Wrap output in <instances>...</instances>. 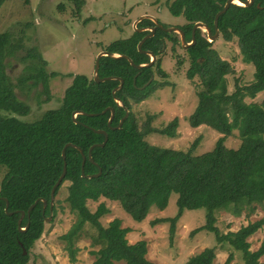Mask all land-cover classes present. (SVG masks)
<instances>
[{
  "label": "trees",
  "instance_id": "16d2710c",
  "mask_svg": "<svg viewBox=\"0 0 264 264\" xmlns=\"http://www.w3.org/2000/svg\"><path fill=\"white\" fill-rule=\"evenodd\" d=\"M5 1L0 0V7ZM69 1L74 2L75 14L79 15L82 1ZM226 1L174 0L167 3V8L173 17L183 18L189 30L198 22L214 30V18ZM58 11L63 12L64 6L59 5ZM153 25L149 19L138 22L129 38L111 43L105 51L125 55L135 65L148 64L150 57L140 53L137 45ZM218 29L224 42L236 43L241 61L253 66V79L246 85L236 80L234 90L228 92L226 78L234 73L233 66L222 60L211 48V43L196 33V44L187 50L189 67L185 72L189 81L197 80V106L188 117V124L191 128L207 126L221 135L212 150L197 156L193 152L199 144L198 139L187 151L152 146L145 140L151 134L175 137L177 118L158 130L152 127L151 116L139 124L132 112V105L148 98L158 87L153 80L145 89H139L154 76V68L165 76L158 62L136 69L123 58L100 59L99 78L123 80L121 89L115 93L128 110L120 129L108 128L110 111L101 114L106 108L113 109L112 128L124 117L125 109L117 106L112 96L119 81L96 83L94 79L79 75L73 77L65 90L60 108L46 111L33 123L20 121L17 117L27 116L30 107L18 100L16 87L24 88L29 82L36 86L41 82L47 92L48 79L54 73L47 74L46 63L38 54L30 52L27 57L37 63H30L17 83H12L6 71V59L14 57L23 46L21 40L14 42L11 32L0 34V168L6 169L0 183V264L28 263L29 251L41 238L45 219L50 215V193L62 174V151L67 144L76 148L69 146L64 150L66 174L54 196L67 182L65 202L75 214V221L60 240L65 243L71 264L75 263L79 251L75 241L86 225L95 230L93 243L100 246L90 252L93 264H154L146 258L145 240L128 242L126 237L130 229L123 228L121 220L115 218L103 226L102 218L110 213L104 202L98 203L94 210L88 203H97L100 199L116 203L135 223H140L152 208L163 211L172 193L177 195L176 216L153 223L168 222L173 231L184 210L204 208L207 212L205 223L192 234L211 232L220 248L227 244L241 253L242 264H264L260 261L264 256V240L255 251L250 249L248 242L264 227V219L247 222L237 231L222 234L215 226L219 212L232 217L245 213L248 217L258 209L264 211V97L254 101L258 94H264V0H254L248 7L230 5L218 18ZM169 36L157 30L142 44L141 50L160 57L163 38ZM246 98L253 101L247 103ZM74 112L83 113L76 115L78 123L73 120ZM99 130L107 133L104 147L96 146L104 141V135L95 132ZM234 131L238 132L240 145L237 149H229L224 143ZM92 146H95L91 151L93 162L88 158ZM77 148L85 156L83 177L82 155ZM99 170V177L88 178ZM40 199L46 200L44 210ZM20 212H25V216L18 225ZM27 225L25 231L19 230ZM215 251L216 247L205 248L185 264H213ZM232 261L230 253L224 264Z\"/></svg>",
  "mask_w": 264,
  "mask_h": 264
},
{
  "label": "rangeland",
  "instance_id": "374dc122",
  "mask_svg": "<svg viewBox=\"0 0 264 264\" xmlns=\"http://www.w3.org/2000/svg\"><path fill=\"white\" fill-rule=\"evenodd\" d=\"M79 15L76 7L69 0H6L0 7V34L11 32L14 42L21 40L23 49L14 57L6 59V71L11 82L24 75L26 67L36 60L28 58L30 52L38 54L46 63L47 74L54 73L48 79L47 92L41 82L31 86L26 83L24 88L16 87L18 100L30 107L27 116L17 117L25 123L40 120L49 110L61 107L65 90L70 86L73 77L86 76L93 79L96 57L105 51L108 45L115 41L129 38L135 31L137 21L142 17L155 18L160 23L171 26L184 24L180 17H173L167 8V3L174 0H81ZM64 6V11H58V6ZM242 6V5H241ZM149 31V30H148ZM211 42V41H210ZM218 56L229 62L234 69L227 76L228 92L234 90L235 81L246 85L253 79V66L241 61L238 47L234 42H224L220 37L211 43ZM175 54L166 49L160 56L162 76L154 68L153 80L156 89L148 98L132 105V112L137 123H142L147 116L152 117L151 125L155 129L165 128L173 119H178L175 137L168 138L159 134H151L145 140L152 146L187 151L195 140H199L193 155L206 153L215 146L219 133L207 126L191 128L188 117L197 106L194 82L189 81L185 72L189 63L178 61ZM151 60V58H150ZM181 62V63H179ZM264 94H258L254 101H261ZM253 100L246 98L245 102ZM2 114V112H0ZM224 145L229 149H237L240 145L238 132L226 139ZM6 169L0 168V183ZM68 183L65 182L54 199L55 213L45 228L41 238L35 242L29 251L27 264H71L65 250V243L60 237L65 234L75 221L65 202ZM177 195L172 193L167 207L163 211L151 209L146 219L135 223L116 203L100 199L97 203L89 202L94 210L98 203L104 202L110 213L102 218L101 223H107L117 218L123 228H129L127 235L129 243L145 240L147 243L146 258L154 264H185L187 260L205 248L216 247V257L213 264H224L228 255L233 254L231 264H242L241 253L233 250L227 244L220 248L211 232L192 231L204 225L206 210H184L171 231L170 223H153L157 219H172L177 214ZM232 217L226 212L216 214L215 226L219 232L237 231L247 222L264 219V211L256 210L252 215ZM75 246L79 250L75 255L74 264H93L91 251L98 250L99 245L93 243L95 230L86 225ZM192 234V235H191ZM264 240V227L252 235L248 242L250 249L255 251ZM264 263V256L260 259ZM117 264H125L119 262Z\"/></svg>",
  "mask_w": 264,
  "mask_h": 264
},
{
  "label": "water",
  "instance_id": "95a60500",
  "mask_svg": "<svg viewBox=\"0 0 264 264\" xmlns=\"http://www.w3.org/2000/svg\"><path fill=\"white\" fill-rule=\"evenodd\" d=\"M235 1H238V2L242 3V4H243L242 6H245V7L252 6L253 3H254V0H246V1H242V0H227L226 3H225V5L223 6L222 10L219 11V12L216 14L215 18H214V22H213V24H214V34H212L211 29H210L209 27H207V26L204 25L203 23L198 22V23H195L194 26H193V33H192V36H193L192 39H193V41H192V43H191L190 45H188V44L185 43V41H184V35L180 32V34H181V36H182V42H183V44H184L185 46L187 45V47L193 45V43L195 42V40H194V31H195L196 28H200L201 30H203L204 32H206V34H207V36H208V40H210V41H214V40H216V39L219 37L218 18H219L223 13H225V12L227 11V9L230 7V5H232V4L235 5ZM258 7H259V6H258ZM144 19H149V20H151L152 22H154L155 24H157V20H156L155 18H151V17H148V16L140 18V19L137 21V23L140 22V21H142V20H144ZM156 27L160 28L161 30H163V31H165V32H170V31H172L171 28L164 29V28H163L162 26H160V25H156ZM155 30H156V28H151V29H149V31H150L149 34L146 35V36H145V37H144V38L138 43V45H137V49H138V51H139L140 53H142V54H146V55H148V56L151 58V60H150V62H149L148 64H144V65H135V64L133 63V61H132L130 58L126 57L125 55L112 54V53H109V52H107V51H103V52H101V53H99V54L97 55L96 60H95V65H94V71H93V79H94V81H95L96 83H102V82H105V81H107V80H118V81H119V85H118V87H116V88H114V89L112 90V96H113V98H114L115 103L117 104V106H121V107L124 108L123 103H122L118 98L115 97V93H116L117 91H119V90L121 89V87H122L123 80H122L121 78H116V77L99 78V77H98V70H99V62H100V59H101L102 57H109V58H112V59H121V58H123V59H126V60L130 63V65L133 66V67L136 68V69H141V68H145V67H150V66H152V64H153V63L155 62V60H156V56H155L152 52L142 51V50H141V46H142V44H143L147 39L153 37V35H154V33H155ZM138 31H140V30H138ZM176 31H177V30H176ZM178 32H179V31H178ZM151 80H152V79H150L149 82H148L147 84H145L143 87H141V88H139V89H140V90H143L145 87H147V86L149 85V83L151 82ZM124 109H125V115H124V117L120 120V122H119V124H118V126H117L116 128H112V127H111V122H112V119H113V109L109 107V108H106V109L101 113V114H105L107 111H110V112H111V116H110V118H109V120H108V124H107L108 128H110L111 130H114V129H120V128L122 127L123 121H124V120L127 118V116H128V110H127L126 108H124ZM78 114H83V113H81V112H74V113H73V120H74L75 123H78V122L75 120L76 115H78ZM95 132L104 135V141H103V143H102V144H98V145H96V146H97V147H104V145L106 144L107 139H108V137H107V133H106L105 131H100V130H99V131H95ZM69 146H71V147H73V148H76L74 145H71V144H67V145L65 146V148H66V147H69ZM94 147H95V146H92V147L89 149V151H88V158H89V160H91V162H93L92 159H91V151H92V149H93ZM65 148H64V150H65ZM77 149L79 150V152H80L81 155H82V164H81L82 167H81V172H82V177H83V176H84V174H83V168H84V163H85V156L83 155L82 151H81L79 148H77ZM64 150L62 151V158H63V160H64L63 171H62V174L60 175V177L58 178V180L56 181V183L54 184V186H53V188H52V190H51V193H50V203H49L50 215H49L48 218L45 219V222H49V220L51 219V216H52V208H53L54 199H55L54 192H55L56 188L61 184V182L63 181V179H64V177H65V174H66V162H65V152H64ZM100 174H101V171L99 170V172H98L96 175L88 176V178H89V179H91V178H97V177L100 176ZM40 200H41V202L43 203V210H44V209L46 208V205H47L46 200H44V199H40ZM37 202H38V201H36L33 205H31V206L28 208V210H27V214L30 213V211L35 207V205L37 204ZM7 207H8V204H7V202H6L5 211H7ZM8 214H9V213H8ZM9 215H12V214H9ZM24 216H25V212H20V218H19V220H18V225H20V223H21V221L23 220ZM27 227H28V225H27L24 229H20V228H19V230H20V231H25V230L27 229ZM24 254H25V252H24Z\"/></svg>",
  "mask_w": 264,
  "mask_h": 264
},
{
  "label": "flooded vegetation",
  "instance_id": "af4514ba",
  "mask_svg": "<svg viewBox=\"0 0 264 264\" xmlns=\"http://www.w3.org/2000/svg\"><path fill=\"white\" fill-rule=\"evenodd\" d=\"M181 18V17H180ZM183 19V18H182ZM184 20V19H183ZM185 22V21H184ZM201 23V22H200ZM153 26L152 27H150V28H148L147 30H149V29H151V28H156V30H155V33H154V35L156 34V31L157 30H161L160 28H158V27H156V25H160V26H162L164 29H168V28H171L172 29V31H170V32H166V33H168L170 36L169 37H164L163 38V41H162V50H161V52L160 53H163L166 49H169L170 50V52L172 51L173 53H175V54H179V56L177 55L176 56V59H177V57H179L178 58V61H187L188 63H189V58H188V54H187V50L190 48V47H192V46H194L195 44H196V33L198 32V34L200 35V37H202V38H204V39H206L209 43H213L214 41H211L210 42V40H208V36H207V34H206V32H204V31H202L200 28H196L195 29V31H194V40H195V42L193 43V45H191V46H189V47H187V45L185 46L184 44H183V42H182V36H181V34H180V32L184 35V41H185V43L186 44H188V45H190L191 43H192V41H193V36H192V33H193V26H192V28H191V30H189L188 28H187V24H186V22L184 23V24H180V25H171V26H167V25H164V24H162V23H160L159 21H157V24H155L154 22H153ZM205 25V24H204ZM207 26V25H206ZM207 27H209V26H207ZM210 28V27H209ZM211 29V28H210ZM177 30V31H176ZM161 31H163V30H161ZM179 31V32H178ZM150 32V31H149ZM165 32V31H164ZM211 32H212V34H214V30H212L211 29ZM153 35V36H154ZM217 40V39H216ZM161 60H160V57H158V56H156V60H155V62L152 64V66L153 65H156L157 64V62H158V64L160 65L161 64V62H160ZM200 62H202L203 61V59H201V60H199ZM152 80H151V82L153 81V77L151 78ZM149 82V81H148ZM147 82V83H148ZM150 82V83H151ZM146 83V84H147ZM149 83V84H150ZM146 88V87H145ZM144 88V89H145Z\"/></svg>",
  "mask_w": 264,
  "mask_h": 264
},
{
  "label": "bare ground",
  "instance_id": "6f19581e",
  "mask_svg": "<svg viewBox=\"0 0 264 264\" xmlns=\"http://www.w3.org/2000/svg\"><path fill=\"white\" fill-rule=\"evenodd\" d=\"M235 5L241 6V5H243V4L240 3V2H238V1H235Z\"/></svg>",
  "mask_w": 264,
  "mask_h": 264
},
{
  "label": "clouds",
  "instance_id": "9594fccd",
  "mask_svg": "<svg viewBox=\"0 0 264 264\" xmlns=\"http://www.w3.org/2000/svg\"><path fill=\"white\" fill-rule=\"evenodd\" d=\"M203 31V30H202Z\"/></svg>",
  "mask_w": 264,
  "mask_h": 264
},
{
  "label": "crops",
  "instance_id": "0c3cea01",
  "mask_svg": "<svg viewBox=\"0 0 264 264\" xmlns=\"http://www.w3.org/2000/svg\"><path fill=\"white\" fill-rule=\"evenodd\" d=\"M133 244V243H132Z\"/></svg>",
  "mask_w": 264,
  "mask_h": 264
}]
</instances>
